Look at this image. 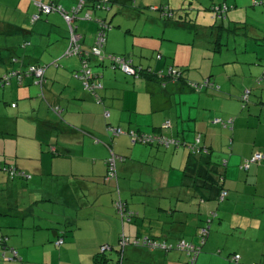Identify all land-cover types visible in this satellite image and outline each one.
<instances>
[{
  "label": "crops",
  "instance_id": "1",
  "mask_svg": "<svg viewBox=\"0 0 264 264\" xmlns=\"http://www.w3.org/2000/svg\"><path fill=\"white\" fill-rule=\"evenodd\" d=\"M20 1L16 6L12 1L1 5L8 12L0 8V34L22 35L18 44L22 55L8 39L0 44V77L33 65L44 66L45 76L43 85L28 76L22 84L11 80L0 90V167L9 166L13 159L17 168L29 174L18 177L22 192L14 178L0 185V240L4 241L0 249L4 246L3 255L13 258L16 251L21 258L8 262L0 256V264L189 263L188 255L178 249L166 252L129 244L121 251L122 236L131 241L150 237L173 245L185 240L201 248L195 264H240L253 255L264 264V246L262 253L250 250L251 242L264 245V228H260L264 225V159L248 170L243 168L256 153L264 156V81L257 83L264 73V48L251 42L253 38L230 45L222 43L216 31H202L206 26L196 24L200 9L191 0H139L138 6L134 5L138 0H131L127 4L131 11L124 16L132 17L133 24L116 19L128 0H110L105 10L87 8L73 17L72 27L82 38L80 47L93 49L98 18L106 19L114 29L107 34L102 55L126 56L133 67L150 74L129 75L91 59L102 84L92 93L74 76L82 66L81 56L65 55L71 41L62 14H45L40 0ZM76 1L44 2L57 3L73 14ZM93 1L88 0L89 5ZM164 5L182 20L163 24L157 9ZM191 11L197 12L195 19L190 18ZM58 20H64V25L60 21L57 26ZM155 25L163 29L161 33L153 32ZM169 26L187 38L168 36ZM6 51L9 59L3 58ZM179 51L187 57H178ZM170 68L181 69L182 78L169 79ZM206 81L219 91L198 92L189 86ZM248 89L257 99L250 106L241 100ZM231 118L229 127L214 123ZM166 122L171 127L162 131ZM108 127L163 132L183 145L176 149L133 143L128 134L113 137ZM6 134L15 137L2 138ZM197 135H201L200 147L209 149L211 161L225 173L228 194L221 202L204 200L184 184V168L192 152L186 144ZM109 147L118 156L117 179L108 177ZM119 197L132 213L130 221L117 214ZM204 228H208L205 240L200 234ZM224 228L236 237L235 245L219 241ZM60 239L63 244L58 245ZM103 246L111 249L101 254ZM224 251L240 259L227 257L229 262L214 255Z\"/></svg>",
  "mask_w": 264,
  "mask_h": 264
},
{
  "label": "built area",
  "instance_id": "2",
  "mask_svg": "<svg viewBox=\"0 0 264 264\" xmlns=\"http://www.w3.org/2000/svg\"><path fill=\"white\" fill-rule=\"evenodd\" d=\"M99 1H104V0H99ZM79 4L77 7H74L72 10L73 14H70L68 12H66L61 6H56V5H46L43 4L42 2H40L39 6L41 7L42 12L45 13H50V12H59L62 14L63 18L65 19L66 23L68 24L69 30H70V47L68 49V51L66 52L65 55L67 56H71V55H75V54H81L82 51L80 50V42L82 40V38L80 36H78L77 34H75V31L72 27V23H73V17L78 14L84 4V0H78ZM224 11L227 10V6H224L223 8H215L213 11L215 12L216 16L218 17H223ZM166 15V13H164V16ZM166 16H168L169 18H173L174 15L172 12H170L169 14H167ZM37 18V17H36ZM35 18V19H36ZM86 18H89V16L87 15ZM106 42V38L103 32L98 34L97 37V41L95 46L93 47V49L90 51L91 54L93 56L99 57L102 61L104 60L105 56L102 55V48L104 47ZM88 54V53H87ZM107 58L112 60V68L113 69H118L121 70L122 72L126 73V74H140L142 73L143 69L139 68L137 70H135L132 65L130 64L131 61L129 62L126 58L124 57H113L112 56H108ZM28 74H32L36 81L38 82L39 85H43L44 83V74H45V68H39V67H30L29 68V72ZM76 78L80 79L83 81L84 86L86 88V90L90 91V92H95L99 89L102 88L101 84H97L92 80V71L89 68V65L87 63V61H83V67L81 70V73L79 74H75L74 75ZM182 76V72H180L179 70H175L170 68L167 77L171 80L174 81H178L181 79ZM17 77L19 82L22 83V78H23V74H21V71H13L10 72L8 74L3 75L2 77H0V87H7L8 85H10L11 80ZM264 78V74L262 76V79ZM92 81V82H91ZM189 86L198 92H201L204 89H208V88H213L215 85L209 83V81H206L204 83H189ZM249 95H250V91H247L245 93V95L242 97V101L243 102H247L249 99ZM107 117L110 116L109 113L106 114ZM214 123L216 124H220L224 127H229L230 125L233 124V119H228L227 121L222 120V119H215ZM171 127L170 122H166L163 124L164 129H168ZM109 132L111 133V135L113 137L116 136H120L122 134H128L133 143H141V144H147V145H160L163 146L165 148H180L183 144L182 141L177 140L171 136H166L162 133L160 134H145V133H140L134 130H129V131H125L119 127L115 128V127H108ZM200 143H201V135H198L196 138V141L193 145H189L186 144V146L189 147V149H191V151L195 154H199L201 152V147H200ZM110 149V153L111 156L107 161L108 164V177L110 179H117L118 173H117V159L118 156L115 155L112 151V149L109 147ZM264 159V156L261 153H256L251 159L247 160L245 165L243 166V168L245 170H248L250 168L251 165L253 164H260V162ZM9 171L11 172V174H15L16 173V169L14 168H10ZM21 175H23L21 173ZM119 195H120V191H118ZM227 196V192H224L221 196V199H224ZM116 210L117 212L121 215L122 218H124L126 216V205L124 203V201L121 199V197H119V199H117V203H116ZM200 234L203 238V240L206 239L207 235H208V228H204L200 231ZM58 245L63 244V239H60L57 242ZM129 244H133L135 246H143V247H147L151 250H164V251H171L173 249H178V250H182L184 251L189 259V263L188 264H195L197 256L199 255V253L201 252V248L200 247H196L194 245H192L191 243L186 242L185 240H181L179 242H177L175 245L173 244H168L166 242H161L155 239H152L150 237H146V238H137L133 241H131L130 239L126 238L125 236H122V240H121V248L122 251H124V248L129 245ZM110 247L109 246H103L101 247V252H105L106 250H109ZM14 257H17L16 251H13ZM240 257L239 256H235V260H239Z\"/></svg>",
  "mask_w": 264,
  "mask_h": 264
},
{
  "label": "rangeland",
  "instance_id": "3",
  "mask_svg": "<svg viewBox=\"0 0 264 264\" xmlns=\"http://www.w3.org/2000/svg\"><path fill=\"white\" fill-rule=\"evenodd\" d=\"M8 1H12L13 6H16V4L20 0H0V8H1V5L4 6V4H6ZM130 1L131 0H128L127 3H124L126 9L122 7L123 8L122 10H124V12L123 13L118 12V14L116 15V19L117 20H122V21L124 19L125 22L127 21L130 24H133L134 20H133L132 17H130L128 15L124 16V14H128L131 11V8H127V4H129ZM191 1H192L193 5L197 9H200V12H201L202 16L200 17V19H198V22L196 20V24L197 25L198 24H202L203 26H206V27L202 28V31L205 30V29L206 30L209 29V30H212V31L214 30V31H216V34H221L222 43L226 44V42L229 41L230 45H234L235 43H239V42H244L245 39H247V38H249V39L253 38L255 41L254 40H250L251 42H255L256 44L261 45L262 48H264V0H191ZM224 1H226V4L228 6H230V8H227L226 11L223 10L225 16L218 17V16H216L215 12L212 11V9H208V8H211L213 6L212 4H214V5H222V4H224ZM137 2H139V0L136 1V3L134 4L135 6L138 4ZM1 10L4 13L8 12V10H5L4 8H1ZM117 10L118 9L116 8L115 10H113L112 13L116 12ZM151 10L152 11H156V10H154V7H152ZM149 13H151V12H149ZM149 13H147V15H151ZM12 14L15 15L16 17L20 16V18H22V14L21 13L12 12ZM196 14H197L196 11H191L190 12V18L195 19L196 18ZM13 19L15 21H17V22L19 21V22L22 23V19H18V18H13ZM43 19H45V18H43ZM160 19L163 21V22L161 21L163 24L164 23L165 24H173L174 23L170 19L169 20H165V19H163V17H161ZM181 20H180V18L178 19V21H181ZM58 21H59V23H56L57 26H58V24L61 25V23H60L61 20H58ZM63 22H64V20H63ZM63 22H62V25H64ZM13 24H15V23H13ZM187 25H189V23ZM155 26L156 27H154L153 32H155L156 34L161 33L163 29H161V27H159L158 25H155ZM221 27H223L224 29H221ZM167 31H168V33H167L168 36H169V33H170V34H176L178 36V38L180 36H181V38H187V37H184V33L176 32L175 30L171 29L170 26H169V28H167ZM164 32H165V29H164ZM6 39L9 40L8 42L11 45H12V43H14L16 49H18L20 51L19 55H22V49L18 48L20 46V45L18 46V44L22 43V35L10 36L9 38H7V36H4L3 34H0V44H2V45L5 44L6 43V41H5ZM147 39L148 38H144V40H147ZM182 40H185V39H182ZM223 49L227 50V46H225ZM179 52L181 54H179L178 57H180V56H184L185 58L187 57L185 55V53H182L181 51H179ZM4 53H5V55H4L5 57H3V58L4 59H9L10 53H8V51H6ZM179 70L182 71L181 69H179ZM260 77L257 79V83H259V84L264 81V78L262 79ZM13 80H15L16 81L15 83H17V84L20 83L17 77H14L12 79V81ZM201 83H203V82H200V84ZM20 84H22V83H20ZM216 87H217V89H215V90H217V92H218L219 88H218L217 85H216ZM2 89H3V87H0V90H2ZM246 90L243 91L242 97L245 95ZM259 90H261V89H259ZM242 97H241V100H242ZM256 100H257L256 97L254 95H252V92H251V95H249L248 101L247 102H243L242 101V102H243V104H248L249 103L247 106H250V102H252V101L254 102ZM15 106L16 105H14V107ZM3 107H5V109H10L12 106L11 105H9V106L3 105ZM122 136H124V134H122ZM14 137L15 136L11 135V134L10 135L6 134V137L4 135L2 136V138H5V139H12ZM0 144H1V141H0ZM181 149L182 150H186V148H184V147L181 148ZM8 154L10 155V152H8ZM11 158H12V155H11L10 159ZM262 162L263 161H261L260 164ZM8 164H9V166L0 167V185H4L5 186L6 185L5 181L8 180V182H9L10 179L14 178L15 179V184L20 188L19 191L22 192V181L18 177H21V178L25 177V176H22L21 173L26 175V176H29V174H27L26 172L22 171V169L17 168L16 165L13 163V159ZM253 165H258V164H253ZM10 168L16 169L17 170L16 173L12 175L11 172L9 171ZM222 169H224L223 164H222ZM6 195L7 194H5V198H6ZM118 215H120V214L118 213ZM260 228L263 229L264 225L261 226ZM224 231H225V228H224V230H222V235H218L219 241L221 243H224V244L231 243V244L235 245V240L234 239L236 237L234 238L232 235H229V232H224ZM262 234H264V230L262 231ZM1 237L2 236H0V238ZM19 237L21 238L22 236H19ZM263 246L264 245H262V242L260 243L259 247L256 246L254 244V242H251V246H250L251 249L250 250L252 252L260 251V253H262V247ZM9 248H12V247H9ZM0 250L2 252V254L0 255L1 256V260L8 261V262L9 261H16V262L17 261H21V258L18 257V254H17L16 258H13L12 256L8 257V256L3 255V253L5 254V251H6V249H4V246H2ZM228 250H230V249H228ZM214 255L217 256V257H222L223 259L228 260L229 262H230L231 258L235 257L233 252L226 253L225 251L223 252V255H221V254H219L217 252ZM227 257H230V260L227 259ZM254 258H255V255H253L252 257L250 256V258H248V256H245V259L240 264H259V261L254 259ZM113 262H116V261H111L110 264H112ZM19 263H21V262H19Z\"/></svg>",
  "mask_w": 264,
  "mask_h": 264
},
{
  "label": "trees",
  "instance_id": "4",
  "mask_svg": "<svg viewBox=\"0 0 264 264\" xmlns=\"http://www.w3.org/2000/svg\"><path fill=\"white\" fill-rule=\"evenodd\" d=\"M44 1L45 0H40L38 2H42L43 4H46V5H53V4L56 5L57 4V3H52V2L45 3ZM115 1H117V0H115ZM78 4H79V2L77 0L76 1V5L74 7H77ZM109 4H110V0H104V1L94 0L92 2V4L89 5L88 0H84V4H83V6H82V8H81V10H80L79 13H81L84 9H87V8L88 9L90 8L93 11L105 10V9H107V7H109ZM56 6H60V5L57 4ZM224 6H227V8H230V6H228L226 3H224L222 5H213L210 9H212V11H213L215 8H219V7L220 8H223ZM157 10L160 11L163 19H165V20H169L170 19V20H176V21H178V17L176 16L177 14L173 10H171L168 6H165V5L164 6H159ZM170 12L173 13V15H174L173 18H169L168 16H166ZM164 13H166L165 16H164ZM223 16H225V14H223ZM98 19H99L98 20L99 21V30H98V33H97V36H96V41H97V37H98V34L99 33L103 32L104 35H105V38H106L107 37V34L111 30L114 29V26L112 25L111 21H107L106 19H101V18H98ZM34 21H36L35 18H34ZM69 39H70V35H69ZM82 44L83 43H82V40H81L80 45L82 46ZM80 50L82 51L81 54H75V55H71L70 56V57H79V56H81V59H82V64H81L82 66L80 67V69L78 71H75L74 72V75L76 73L77 74L81 73V70H82V67H83V61L86 60L87 63H88V65H89V68L92 71V80L95 83H97V84H101L100 80L96 79L97 74L93 72L92 66L90 65V61H91V59H95L98 62L99 65L107 64L109 67L112 68V65H113L112 60L109 59V58H107L108 56H105L104 60L102 61L99 57L93 56L90 51L88 52V51L84 50L81 47H80ZM111 56H112V58L113 57H124V58L128 59L126 56H121V55H111ZM64 57H66V56H64ZM128 60L130 61V59H128ZM14 62L18 63L19 60L18 59H14ZM30 67L44 68V66L33 65V66L27 67L26 70H24V71L23 70L21 71V70H15V69H13L11 72H13V71H21V74H23V78L22 79L24 80V78L25 77H28V76L34 77L32 74H28ZM133 68L135 70H137V67L136 68L133 67ZM114 70H116V69H114ZM147 72H148L147 70L146 71L143 70L142 71V74L143 75L150 74V72L149 73H147ZM263 74H262V76H263ZM129 75L136 76V74H129ZM44 76H45V74H44ZM181 78H182V76H181ZM23 80H22V82H23ZM209 83L213 84L210 81H209ZM213 88L214 89H217L216 86H214ZM86 91H88V90H86ZM92 93H96V91L95 92H92ZM244 105H248V104H244ZM162 129H163L162 131H164V130H168L169 128L168 129L162 128ZM161 133L164 134L163 132H161ZM171 137L179 140L178 138H176L174 136H171ZM195 141H196V139H195ZM195 141L192 144H189V145H193L195 143ZM224 178H225V173L223 171L222 172L220 171L219 165L218 164H215V163H213L211 161L209 149H206L205 147L202 146L201 147V152L199 154H195L193 152L190 153V155H189V157L187 159V162H186V166L184 168V184L186 186H188V187L193 188V190H195L196 192H198L199 193V196H201V198H203L204 200H215V201L221 202V196H222V194L224 192H228L226 190L225 185H224ZM117 214H118V212H117ZM127 214H129L128 213V210H126V216L124 218H122L121 215H120V217H121V219L123 221L125 219H127V217L129 218V221H130V217H132V213H130L129 216H127ZM1 241L4 242L3 239L0 240V242ZM120 244H121V241H120ZM106 251H108V250H106ZM121 251H122V248H121ZM105 252H101V250H100V253L101 254H104ZM99 258H100V256L98 257V260H99Z\"/></svg>",
  "mask_w": 264,
  "mask_h": 264
}]
</instances>
